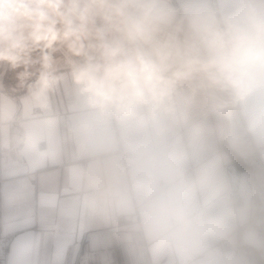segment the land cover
<instances>
[{"label":"crops","instance_id":"crops-1","mask_svg":"<svg viewBox=\"0 0 264 264\" xmlns=\"http://www.w3.org/2000/svg\"><path fill=\"white\" fill-rule=\"evenodd\" d=\"M249 5L264 12V0H161L175 13L166 24L191 55L198 37L182 16L213 13L243 20ZM52 56L47 68L41 63L3 72L0 233L8 230L14 209L30 198L22 174L43 160L64 159L69 162L64 184L42 202L52 207L57 196L67 194L95 229L78 256L68 253V264H264L242 242V229L253 216L254 184L241 177L231 186L228 168L237 155L223 140L224 116L230 113L247 126L264 160V65L249 68L242 99L194 76L178 82L158 106L137 104L125 111L101 108L82 92L74 70L83 56L67 44L63 54ZM45 72L53 83L41 91ZM64 262L63 250L46 254L30 239L8 246L7 264Z\"/></svg>","mask_w":264,"mask_h":264},{"label":"clouds","instance_id":"clouds-1","mask_svg":"<svg viewBox=\"0 0 264 264\" xmlns=\"http://www.w3.org/2000/svg\"><path fill=\"white\" fill-rule=\"evenodd\" d=\"M174 17L161 0H0V61L17 66L36 48L66 43L85 58L74 70L76 83L101 108L158 106L178 82L194 76L242 99L249 68L264 65V12L249 5L243 20L185 14L180 21L190 19L198 43L183 59L152 42ZM38 83L43 91L53 80L45 72Z\"/></svg>","mask_w":264,"mask_h":264},{"label":"snow or ice","instance_id":"snow-or-ice-1","mask_svg":"<svg viewBox=\"0 0 264 264\" xmlns=\"http://www.w3.org/2000/svg\"><path fill=\"white\" fill-rule=\"evenodd\" d=\"M68 163L64 159L52 162L43 160L22 174L30 190V198L14 209L8 230L2 233L9 243L30 239L46 254L63 250L64 264H68V253L73 252L78 256L85 240L91 239L95 232L92 221L74 209L67 194L63 198L57 196L56 204L52 207L42 202L44 194L61 189ZM49 168L55 170L50 176L37 175V172ZM71 264H75V260Z\"/></svg>","mask_w":264,"mask_h":264},{"label":"built area","instance_id":"built-area-1","mask_svg":"<svg viewBox=\"0 0 264 264\" xmlns=\"http://www.w3.org/2000/svg\"><path fill=\"white\" fill-rule=\"evenodd\" d=\"M154 46L163 51H170L174 58L183 59L191 55L180 43L178 32L172 24H163L152 37ZM227 132L223 140L235 149L234 166L241 177L254 184L253 216L242 229V242L254 247L259 262L264 263V160L259 146L255 143L247 127L240 123L238 117L225 114ZM242 243V244H243ZM8 239L0 233V264H7Z\"/></svg>","mask_w":264,"mask_h":264},{"label":"water","instance_id":"water-1","mask_svg":"<svg viewBox=\"0 0 264 264\" xmlns=\"http://www.w3.org/2000/svg\"><path fill=\"white\" fill-rule=\"evenodd\" d=\"M66 45V43H62V42H57L55 43L52 48H48V49H45L43 50L41 53L39 54H36V55H33V56H24L21 60L20 63H36V62H39V61H42L44 60V57L47 56V57H50L52 56L55 52H59L60 54H63L64 53V46ZM50 60H48L49 62ZM45 63V62H44ZM7 71H11L13 66H8L7 67ZM15 68V67H14ZM3 71H6L5 70V67L4 66H1L0 64V73L3 72ZM228 174L229 176L231 177V179L233 180L232 181V184L231 186H233L234 182H237L240 180L241 176L239 175L238 171L236 170L235 166L234 165H231L229 168H228Z\"/></svg>","mask_w":264,"mask_h":264},{"label":"flooded vegetation","instance_id":"flooded-vegetation-1","mask_svg":"<svg viewBox=\"0 0 264 264\" xmlns=\"http://www.w3.org/2000/svg\"><path fill=\"white\" fill-rule=\"evenodd\" d=\"M40 50H41L40 48H36V49L32 50L31 52L34 53L33 55H36V54H39V53H41V52L43 51V50H41V51H40ZM39 51H40V52H39ZM31 52H30V53H31ZM30 53H28L26 56H29ZM33 55H32V56H33ZM0 64H1V66H4L6 69H8L7 67H8L9 65L12 66L10 63L5 62V61H0ZM19 65H20V66H23V65H25V63H23V62H22V63H19L17 66H19ZM14 67H16V66H13V68H14ZM13 68H12V69H13ZM3 72H5V71H3ZM3 72L0 73V80H2V79L5 78V75H4Z\"/></svg>","mask_w":264,"mask_h":264},{"label":"rangeland","instance_id":"rangeland-1","mask_svg":"<svg viewBox=\"0 0 264 264\" xmlns=\"http://www.w3.org/2000/svg\"><path fill=\"white\" fill-rule=\"evenodd\" d=\"M50 57H53V56H50ZM45 61L44 60H42V61H39V62H36V63H25V65L24 66H28V65H30V66H33V68H35V66H38V65H40L41 63H44ZM16 67H22V66H16ZM15 67V68H16ZM247 127V126H246ZM248 129V128H247ZM250 132V131H249Z\"/></svg>","mask_w":264,"mask_h":264}]
</instances>
